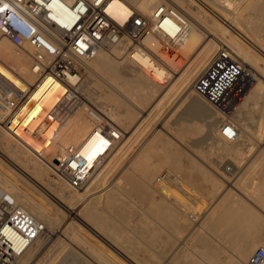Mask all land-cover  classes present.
<instances>
[{"label": "bare ground", "instance_id": "obj_1", "mask_svg": "<svg viewBox=\"0 0 264 264\" xmlns=\"http://www.w3.org/2000/svg\"><path fill=\"white\" fill-rule=\"evenodd\" d=\"M193 1L130 0L144 15L162 3L175 6L190 20L188 34L176 53L156 47L157 58L132 56L128 40L98 49L82 62L83 102L67 120L46 117L65 90L51 68L35 60L30 46L0 38V75L23 92H0V191L47 227L15 264H248L256 239H264V182L247 180L255 166L264 177V0H224L235 9H220L254 48ZM131 10L119 0L110 6L121 23ZM225 47L260 75L230 115L194 86ZM175 92L173 112L162 113L161 102ZM88 107L121 135L96 159L98 150L90 149L89 177L75 188L58 167L71 161L70 147L80 150L92 135ZM159 111L166 134L162 128L146 133ZM227 120L239 130L234 139L222 133ZM65 244L71 247L59 255Z\"/></svg>", "mask_w": 264, "mask_h": 264}, {"label": "built area", "instance_id": "obj_2", "mask_svg": "<svg viewBox=\"0 0 264 264\" xmlns=\"http://www.w3.org/2000/svg\"><path fill=\"white\" fill-rule=\"evenodd\" d=\"M114 1L0 0V38L9 39L19 48L30 46L35 60L48 65L52 76L65 87L46 117L67 120L82 105L83 97L77 89L84 73L82 62L98 49L128 40L127 50L132 56L141 52L157 58L156 47L161 52L176 53L189 32L190 20L171 4H159L150 15H144L130 0H119L132 9L121 23L110 11ZM252 80V73L225 47L215 54L194 86L207 102L230 115L252 86ZM0 92L23 93L1 75ZM87 117L94 124L91 137L80 150L70 147L71 161H61L58 167L75 188L83 186L89 177L91 167L87 161L91 150H98L95 159L107 154L121 135L117 126L96 108L88 107ZM238 131L230 120L224 122L222 133L228 139H234ZM85 149H89L87 156L81 154ZM46 230L44 221L0 191V264H15ZM263 262L264 247L259 246L248 264Z\"/></svg>", "mask_w": 264, "mask_h": 264}, {"label": "rangeland", "instance_id": "obj_3", "mask_svg": "<svg viewBox=\"0 0 264 264\" xmlns=\"http://www.w3.org/2000/svg\"><path fill=\"white\" fill-rule=\"evenodd\" d=\"M200 1V3H198V2H195V0L192 2V5H193V7L194 8H196L197 6H200L201 7V9L204 11V13L206 14L207 12L210 14V16H212V17H214V18H216L218 21H223L224 23H225V25L226 26H230V27H232V25L230 24V19H229V16H230V14H231V12H232V10H234L235 8H234V6H235V2L233 3H231L232 5L231 6H227V2H225L224 0H221V1H219V0H203V1H206L205 3L202 1V0H199ZM208 2H209V4H208ZM222 2V5H221V7H215V5H213L214 3H217V4H219V3H221ZM198 3V4H197ZM202 3V4H201ZM212 3V4H211ZM200 4V5H199ZM206 4V5H205ZM208 4V5H207ZM229 4V3H228ZM202 5H205V6H202ZM209 5H211L210 7H209ZM225 5H226V7H225ZM203 7H204V9H203ZM212 7V8H211ZM228 7H231L230 9H228ZM213 8H214V10H213ZM225 8H227V10H228V12L230 13L229 14V16L226 14V13H224V11H222V10H220V9H225ZM205 9H207L206 11H205ZM217 12H216V11ZM212 12V13H211ZM219 13V14H218ZM208 14V15H209ZM221 14V15H220ZM223 16V17H222ZM225 18V19H224ZM227 18V19H226ZM233 28V32L240 38V39H242L245 43H247L249 46H251L252 47V45H254L253 44V42L247 37V36H245L240 30H238V29H236L235 27H232ZM261 38L263 39V42H264V34L263 35H261ZM252 48H254V47H252ZM235 56V55H234ZM238 56L236 55V58H237ZM237 59H241V58H237ZM241 61H242V59H241ZM243 62V61H242ZM255 72V71H254ZM260 76L257 72H255V76ZM252 76H253V80H252V83H253V85H255V83H256V78L257 77H255L254 76V74H252ZM99 78V77H98ZM173 95H174V97H173ZM168 99V100H167ZM180 99V97L178 96V93H171L170 94V96L169 97H167L166 98V101H165V99L163 100V102H161V104H160V106H159V108L161 109L162 108V110H160V111H162V113H163V111H164V113L166 114L167 112H169V111H171V112H173V107L175 106V104L177 103V101ZM175 100V101H174ZM13 101V100H12ZM13 102H15L16 103V100H14ZM45 105L46 104H48V103H45V102H43ZM221 110V109H220ZM159 111V115L157 114V116H151L150 117V123L151 124H149V126L146 128L148 131H146V129H145V132L146 133H148V134H150V133H152V132H154V131H156L157 129H161L162 128V130H163V114L161 113ZM222 111V110H221ZM171 112L168 114V116L171 114ZM223 112V111H222ZM161 113V114H160ZM156 118V119H155ZM158 118V119H157ZM155 123H156V126H153V125H155ZM170 123H172V122H170ZM162 124V125H161ZM125 126V128L127 127V128H129L130 129V127L128 126V124H125L124 125ZM151 127V128H150ZM148 128H150V129H148ZM157 128V129H156ZM15 129V128H14ZM168 130L169 129H167V132H168ZM163 131H165V134H166V130H163ZM162 131V132H163ZM144 132V133H145ZM167 134H174V132L173 131H171V130H169V133H167ZM203 134V133H202ZM202 134L200 133V135L199 136H202ZM197 135V136H198ZM204 135V134H203ZM202 146H205V144L204 145H202ZM190 153H193V152H191L190 151ZM191 155H193V156H195V154L193 153V154H191ZM226 159V158H225ZM224 161V160H223ZM227 162V166H229V167H232V166H230L229 164H232V163H230L229 161H226ZM229 162V163H228ZM258 169H259V167L257 168L256 166H255V168H254V171L253 170H251L250 172H249V174H248V179L247 180H249V179H254V182H257V183H259L260 182V180L262 181V182H264V177H261L260 175H259V173H258ZM257 170V171H256ZM241 173V172H240ZM240 175V174H239ZM51 176L53 177V178H55V179H58V176L55 174V173H51ZM225 186H226V184H225ZM251 189V188H250ZM193 194V196H194V194H196V193H192ZM174 198V197H173ZM194 199V198H193ZM202 201H203V199H202ZM264 201V200H263ZM263 201H261V202H263ZM204 202H206V200L204 201ZM262 205V204H261ZM263 205H264V202H263ZM261 208H262V206H261ZM262 215L264 216V213L262 212ZM259 234V233H258ZM256 236H258V238L260 237L259 235H256ZM225 239H226V241H225V245H226V247H229V248H232L233 246H234V242L233 241H231V240H229L228 239V237L226 236L225 237ZM256 239V238H255ZM260 239L262 240L263 238L262 237H260ZM229 242H228V241ZM257 241H259V242H257V244H256V247H255V249L253 250V252L256 250V248L257 247H259V246H263L264 247V239H263V242H260L261 240H259V239H256ZM227 243H229V244H227ZM68 244H70L71 246H74V248L75 249H79L78 251L80 252L81 251V248H79L80 246H76L75 244H73V243H68ZM189 244H191V243H189ZM188 244V245H189ZM71 246H69V245H67V244H65V245H62V246H60V250L59 251H62L61 252V254H59V255H62V254H64V253H66V251L69 249V247H71ZM63 247H65V248H63ZM78 247V248H77ZM98 247V246H97ZM80 253H82V251L80 252ZM83 254V253H82ZM243 254H244V252H238V256L240 257V256H243ZM253 254V253H252ZM251 254V255H252ZM227 256H228V253L226 254V253H224L223 254V258L224 259H226L227 258ZM248 258H250V257H248ZM248 258L245 260L244 258V260L248 263ZM57 261H58V259H55V261H51L49 264H57ZM75 264H85V261L83 260V261H81V262H77V263H75Z\"/></svg>", "mask_w": 264, "mask_h": 264}]
</instances>
